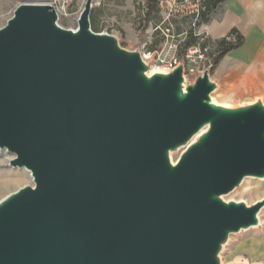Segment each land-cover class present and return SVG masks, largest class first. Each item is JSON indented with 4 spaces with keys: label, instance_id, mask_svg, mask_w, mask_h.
Returning <instances> with one entry per match:
<instances>
[{
    "label": "water",
    "instance_id": "1",
    "mask_svg": "<svg viewBox=\"0 0 264 264\" xmlns=\"http://www.w3.org/2000/svg\"><path fill=\"white\" fill-rule=\"evenodd\" d=\"M53 7L21 4L0 29V149L34 186L0 202V264H221L264 200L226 202L264 178V106L211 104L208 73L150 67ZM206 133L173 165L170 152Z\"/></svg>",
    "mask_w": 264,
    "mask_h": 264
},
{
    "label": "rangeland",
    "instance_id": "2",
    "mask_svg": "<svg viewBox=\"0 0 264 264\" xmlns=\"http://www.w3.org/2000/svg\"><path fill=\"white\" fill-rule=\"evenodd\" d=\"M44 1L39 4L55 3L60 13L58 24L62 28L73 31L78 29L79 18L87 0ZM150 1L94 0L91 28L97 34H108L115 37L121 48L128 52H137L142 58L152 53L151 60L147 61L152 70L158 68L156 52H163L166 55L171 42L184 43L183 32L195 24L201 0H158L157 18L147 26L146 18ZM21 4L35 3L29 0H0V29L7 25ZM227 15L228 9L225 3L211 16L209 23H203L197 29L201 43L206 45L204 54L208 60L215 59L219 49L218 42L232 31L224 36L214 37L210 33V27L216 22H224ZM237 29L239 35L244 38V45L227 54L214 69H210L207 62L189 65L190 68H195V73L186 75L184 88L195 85L201 76L208 73L211 82L216 84V90L210 96L211 104L231 110L258 104L264 106V44L259 45L256 56L252 60L240 62L235 60L234 54L241 52L250 40V35L241 26L238 25ZM180 30L181 34L178 32ZM233 43L238 44L237 41ZM180 57L182 60L181 53ZM161 70L169 74L168 70ZM186 146L170 152L176 163L188 150L185 149ZM14 158L15 156L9 151L0 149V183L12 179L22 181L10 190L0 192V202L18 190L31 186L29 183L33 179L32 173L26 168L12 167L11 161ZM256 191L260 192V197L253 194ZM223 199L228 203H245L247 206H253L264 200V178H245L233 192ZM219 260L221 264H264V208L259 214L258 226L230 235L222 247Z\"/></svg>",
    "mask_w": 264,
    "mask_h": 264
},
{
    "label": "crops",
    "instance_id": "3",
    "mask_svg": "<svg viewBox=\"0 0 264 264\" xmlns=\"http://www.w3.org/2000/svg\"><path fill=\"white\" fill-rule=\"evenodd\" d=\"M225 3L228 9L226 20L216 22L210 27V33L214 37L224 36L241 26L250 35V40L233 58L239 62L250 61L255 58L259 45L264 44V0H226Z\"/></svg>",
    "mask_w": 264,
    "mask_h": 264
},
{
    "label": "trees",
    "instance_id": "4",
    "mask_svg": "<svg viewBox=\"0 0 264 264\" xmlns=\"http://www.w3.org/2000/svg\"><path fill=\"white\" fill-rule=\"evenodd\" d=\"M226 2V0H201L200 2V11L197 15L196 22L193 27H190L188 30L184 31L185 41L181 45L180 53L182 57L184 56L187 49L195 46H200L203 50L206 49V45L201 43V37L197 33V29L204 23H209L211 16ZM159 13L158 9V0H151L148 6V13L146 18V25H150L151 22H154ZM181 34V30L178 31ZM236 36V38H235ZM237 41L238 44L233 43ZM244 45V38L239 35L237 29H233L229 35L218 42V51L214 59V67H217L220 61L230 52L241 48ZM153 50V49H151Z\"/></svg>",
    "mask_w": 264,
    "mask_h": 264
},
{
    "label": "built area",
    "instance_id": "5",
    "mask_svg": "<svg viewBox=\"0 0 264 264\" xmlns=\"http://www.w3.org/2000/svg\"><path fill=\"white\" fill-rule=\"evenodd\" d=\"M49 6L53 7V9L56 11L58 18H59L60 13L56 9L55 3ZM181 45H182V42H171L166 55H164L163 52L161 53L156 52L155 55H158L157 67L160 69H166L169 71V73H173L177 68H179L180 66H183L184 67V79L186 78L187 74L193 75L195 73V68H190L189 65H193L197 62H207L209 65V68L213 69L214 59L208 60L204 54L206 49L203 50L200 46H195V47H191L187 49L181 60V57H180ZM151 58H152V53H150L148 56L145 55L143 57V60L145 63H147V61L151 60ZM186 63H188L187 66H186Z\"/></svg>",
    "mask_w": 264,
    "mask_h": 264
},
{
    "label": "bare ground",
    "instance_id": "6",
    "mask_svg": "<svg viewBox=\"0 0 264 264\" xmlns=\"http://www.w3.org/2000/svg\"><path fill=\"white\" fill-rule=\"evenodd\" d=\"M31 3H41L44 0H29ZM45 2V1H44ZM146 65H148L146 63ZM156 74H165L164 71H162L160 68H153L152 70H150L149 72H147V76L149 78H151L153 75ZM214 100V99H213ZM207 131V128L202 129L197 135H195L192 140L187 144V146L185 147V149H189L192 145H194ZM170 160L172 162L173 165H176L177 163L174 161L175 159H173V156L170 155ZM10 161V160H9ZM33 178V177H32ZM22 181L19 179H12V180H8L5 182H1L0 183V192L4 193L8 190H10L11 188H13L16 184L21 183ZM31 186H34V179L31 180V182L29 183ZM256 197H260L261 194L259 191H256L253 193ZM259 218V215H258ZM255 228V227H254Z\"/></svg>",
    "mask_w": 264,
    "mask_h": 264
}]
</instances>
